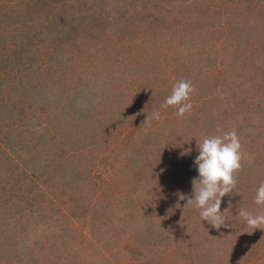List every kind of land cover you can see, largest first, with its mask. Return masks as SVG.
I'll list each match as a JSON object with an SVG mask.
<instances>
[{"label": "rangeland", "instance_id": "1", "mask_svg": "<svg viewBox=\"0 0 264 264\" xmlns=\"http://www.w3.org/2000/svg\"><path fill=\"white\" fill-rule=\"evenodd\" d=\"M37 5L64 32L39 24L22 80H0V264H264V231L237 214L264 211V0ZM181 79L184 117L161 108ZM233 128L241 169L217 231L178 194L197 142Z\"/></svg>", "mask_w": 264, "mask_h": 264}, {"label": "clouds", "instance_id": "2", "mask_svg": "<svg viewBox=\"0 0 264 264\" xmlns=\"http://www.w3.org/2000/svg\"><path fill=\"white\" fill-rule=\"evenodd\" d=\"M194 91L191 81L179 80L173 85L171 94L165 98L161 108L175 106L176 115L184 117L192 109L189 101ZM153 117L159 119V111L154 112ZM197 148L199 155L195 158L194 164L197 166L198 177L191 181L192 193L190 195L179 193V199L186 200L184 207L194 205L199 208L201 220L207 221L213 229L217 231L222 228L229 229L231 225L226 222L222 213L226 212L232 203L229 200L228 208L223 212L221 203L223 197L232 195L238 183L234 174L241 169L240 137L233 128L220 135L203 137L202 141L197 142ZM254 203L264 205V182H261L256 190ZM237 214L248 227L264 231V211L253 214L239 208Z\"/></svg>", "mask_w": 264, "mask_h": 264}, {"label": "trees", "instance_id": "3", "mask_svg": "<svg viewBox=\"0 0 264 264\" xmlns=\"http://www.w3.org/2000/svg\"><path fill=\"white\" fill-rule=\"evenodd\" d=\"M81 1L87 2V0H0V80L3 81L6 79L8 82L9 80H22L24 73L28 70H25L27 66H23L24 63L30 65L32 58L38 54V46L35 45L36 42L40 39L43 42L46 41L44 38L39 37V24H54L53 31L64 32L60 26L64 24V19L53 20L47 17L41 21L37 18L36 12L43 8L41 7L42 5H37L38 2L42 4L47 3L49 7H53V3L58 5H71L72 3ZM57 25L60 29H58ZM5 48L11 51L9 52V57L3 53V49ZM19 82L20 87L15 88L22 90V86L25 85H22V81ZM28 84L26 83V85ZM3 181L4 179L1 178L0 184ZM43 264L47 263L45 262ZM56 264L69 263L67 260Z\"/></svg>", "mask_w": 264, "mask_h": 264}]
</instances>
